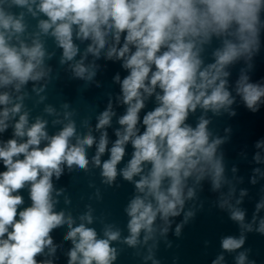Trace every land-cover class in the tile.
I'll list each match as a JSON object with an SVG mask.
<instances>
[{
    "label": "clouds",
    "instance_id": "9594fccd",
    "mask_svg": "<svg viewBox=\"0 0 264 264\" xmlns=\"http://www.w3.org/2000/svg\"><path fill=\"white\" fill-rule=\"evenodd\" d=\"M11 4L27 8L33 16L35 4L47 16V20L40 21L39 28L45 34L51 29V35L63 49L61 63L77 55L74 26L78 39L91 40L85 54L99 57L107 38L112 37L106 58L122 60V67L128 70L122 81L119 75L114 77L120 82L122 103L127 108L118 120L122 130L115 133L117 139L108 149L109 158L101 163L100 157L108 144L107 133L101 132L92 162L101 168L103 182L111 185L117 176L116 166L125 155V145L130 143L133 148L131 159L120 170V175L129 182L140 176L135 189L142 195L134 196L125 209L130 217L127 225L130 235L125 240L129 246L137 244L142 230L145 241L151 238L158 215L167 223L169 217L180 214L185 199L194 196L192 188L185 196L189 177L194 176L199 182L208 176L213 190L221 187L224 166L216 149L222 140H209L208 120L200 118L195 128L185 121L197 106L218 113L234 102L225 87L224 77L228 73L224 69L241 56L250 57L258 47L257 25L264 0H39L38 4L36 0H11ZM22 20L23 13L14 15L0 8V86L13 84L17 91L28 81L46 75L41 43L33 41L30 47L20 43L18 48L9 43L14 35L24 31ZM122 34L124 43L117 47ZM212 35L234 39H223V46L214 52L215 62L202 68L198 45L208 42ZM82 61L83 58L73 66V73L75 77L91 80L95 71ZM236 92L245 107L255 112L264 97V85L250 83L246 75H241ZM154 93L158 106L141 121L139 113L145 106L144 100ZM10 102L7 92L0 94V105L5 106L0 111V132L6 130L9 114L20 112L21 105L8 108ZM113 115L109 104L99 115L96 128L109 126ZM45 123L37 118L26 127L27 113L21 114L13 135L26 139L18 142L13 138L0 145V162L5 169L0 172V264H37L35 257L45 247L54 251L50 232L64 224L69 227L64 238L73 242L68 264H112L116 250L110 247V242L119 238V231L106 229V238L97 239L94 229L83 223L72 227L70 216L66 218L63 212L53 210L52 177L59 178L62 165L87 170L86 146L91 147L94 138L88 134L83 139L77 137L76 143L71 144L75 135L72 121L51 137L45 131ZM138 123L144 126L142 133ZM42 141H47L43 147ZM255 147H264V140ZM254 159L260 161L259 153ZM146 163L151 168L143 175ZM25 186L31 204L18 210L24 201L17 193ZM225 204L226 200L220 206ZM261 208L264 201L256 205L257 211ZM192 215L186 213L185 220ZM244 215L238 208L230 211V219L251 231L250 225L243 224ZM82 219L92 223L90 215ZM176 231L179 234L180 225ZM257 231L264 234V219L260 220ZM244 242L243 235L229 236L222 239L221 247L231 252L240 249ZM222 259L219 256L213 264H220ZM245 259V254L240 253L236 264H244Z\"/></svg>",
    "mask_w": 264,
    "mask_h": 264
},
{
    "label": "water",
    "instance_id": "95a60500",
    "mask_svg": "<svg viewBox=\"0 0 264 264\" xmlns=\"http://www.w3.org/2000/svg\"><path fill=\"white\" fill-rule=\"evenodd\" d=\"M38 3L39 0H36V4ZM0 8L14 15L23 13L24 31L14 35L9 43L17 48L20 43L29 47L33 41L41 43L45 51L43 69L46 73L37 81L30 80L21 85L18 91L13 84L0 86V94L7 92L10 97L8 108L17 103L21 105L20 112L15 115L10 113L9 119L5 121L8 126L5 131L0 132V145L13 138L18 142L26 139L13 135L14 125L24 113H27L26 127L39 118L46 122L45 131L50 137L72 121L75 135L70 140L71 144L76 143L77 137L83 139L88 134L94 138L93 145L86 146V156L89 160L87 170L79 169L75 165L71 169L62 165L63 171L59 178L52 177L55 212H63L66 218L70 216L72 227L83 223L85 227L94 229L97 239L106 238V229L119 231V238L110 242V247L116 250V258L112 264H213L219 256H223L220 264H236V257L240 253L246 256L244 264H264V234L257 231L260 220L264 219V208L256 210V205L264 201V147H255L258 141L264 140V97L261 98L258 110L252 112L245 107L236 92V83L241 75H246L250 83L264 85V6L259 13L257 25L258 47L250 57L241 56L224 69L228 73V76L224 77L227 81L225 87L234 102L227 110L220 109L218 113L205 111L197 106L195 111L189 112L185 121L187 125L195 128L200 118L208 120L209 140H222L217 146L216 155L222 159L224 182L219 189L213 190L210 177L205 176L199 182L194 176L189 177L184 189L185 196L189 188L193 189L194 196L185 199L180 214L169 217L167 223L158 215L153 224L154 232L151 238L145 241V233L142 230L134 246L125 242L130 235L127 227L130 217L125 209L134 196L142 195L135 189V182L140 176H134L129 182L120 175V170L126 167L131 159L133 148L130 143L125 145V155L116 166L117 176L111 185L103 182L101 168L92 162L101 132L107 133L108 140L107 149L100 157L101 163L109 158L108 149L117 139L115 133L122 130L118 120L127 108V105L122 103L120 82L115 81L114 77L119 75L122 81L128 75V70L122 67V60L115 57L106 58L107 49L113 42L112 37L107 38L108 43L100 51L99 57L91 53L85 54L91 40L78 39L74 26L73 43L78 48L77 55L71 61L61 63L63 49L51 35V29L47 34L41 32L39 23L48 18L36 9L35 4L32 5L35 16L28 12L27 8L12 5L11 0H0ZM225 38L234 39L212 35L208 42L198 45L201 48L199 58L202 60V68L215 62L214 52L223 46ZM123 43L122 34L117 47ZM82 58L84 66H92L91 70L95 71L91 80L75 77L73 73V66ZM159 91L156 90L157 93ZM109 104L114 113L110 125L98 130V117ZM144 105L139 113L141 121L147 112L158 106L155 93L146 97ZM4 107L0 105V111ZM48 108L52 111H46ZM231 112L235 115H230ZM137 128L141 133L144 131L142 123H138ZM46 143L47 141H42L41 147ZM257 153L261 158L259 162L254 159ZM150 168V164H144L142 174L147 175ZM4 170L0 162V172ZM242 192L244 195H241ZM17 194L21 195L24 201L18 206V210L30 206L27 186ZM224 200L227 204L221 207ZM232 208L244 212L243 224L250 225L251 231L230 219ZM188 212L193 215L185 220ZM86 214L91 216L92 223L82 219ZM177 225H180L179 234L176 231ZM163 229L167 231H162ZM68 231V225L64 224L50 232L54 251L50 252L49 248L45 247L43 252L35 257L37 264H68V253L73 248V242L64 238ZM241 235L244 236L245 242L240 249L231 252L222 249L223 238H239Z\"/></svg>",
    "mask_w": 264,
    "mask_h": 264
}]
</instances>
